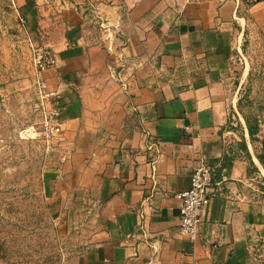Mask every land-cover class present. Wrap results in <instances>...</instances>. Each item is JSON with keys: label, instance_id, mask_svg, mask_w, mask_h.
<instances>
[{"label": "crops", "instance_id": "crops-1", "mask_svg": "<svg viewBox=\"0 0 264 264\" xmlns=\"http://www.w3.org/2000/svg\"><path fill=\"white\" fill-rule=\"evenodd\" d=\"M18 4L29 21L52 14L47 31L38 21L57 59L43 79L71 153L52 197L87 213L64 264H264V108L254 123L240 114L231 81L235 62L264 70V0ZM199 160L214 176L191 241L177 195Z\"/></svg>", "mask_w": 264, "mask_h": 264}, {"label": "rangeland", "instance_id": "rangeland-1", "mask_svg": "<svg viewBox=\"0 0 264 264\" xmlns=\"http://www.w3.org/2000/svg\"><path fill=\"white\" fill-rule=\"evenodd\" d=\"M44 9L38 21L47 31L45 16L52 14ZM35 19L25 17L18 0H0V264H64L86 242L85 208L60 209L52 197L55 175L71 153L56 94L43 79L57 65L55 47L46 46L48 34L44 40ZM43 52L56 59L46 71L35 64ZM235 67L231 81L239 88L240 114L254 123L264 108L263 65L250 63L246 74L243 60ZM51 118L61 130L47 138L41 128Z\"/></svg>", "mask_w": 264, "mask_h": 264}, {"label": "built area", "instance_id": "built-area-1", "mask_svg": "<svg viewBox=\"0 0 264 264\" xmlns=\"http://www.w3.org/2000/svg\"><path fill=\"white\" fill-rule=\"evenodd\" d=\"M258 1L260 0H247V4L252 5ZM35 64L39 70L46 71L56 65V59L52 53L43 52L37 55ZM57 113L58 111L54 110L52 116H57ZM60 130V125L53 118L45 121L41 128L47 138L54 137ZM213 176V169L203 160H199L192 170L189 188L177 195L180 201L178 231L191 241L197 237L203 212L210 202ZM254 251L257 262H261L264 258V236L257 237Z\"/></svg>", "mask_w": 264, "mask_h": 264}]
</instances>
